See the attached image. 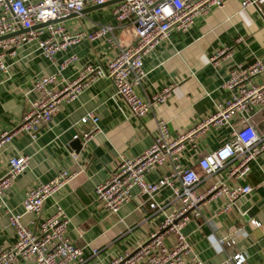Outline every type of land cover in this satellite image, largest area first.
I'll use <instances>...</instances> for the list:
<instances>
[{
  "label": "crops",
  "instance_id": "crops-1",
  "mask_svg": "<svg viewBox=\"0 0 264 264\" xmlns=\"http://www.w3.org/2000/svg\"><path fill=\"white\" fill-rule=\"evenodd\" d=\"M117 2L109 0L99 6L88 5L59 21L69 33H91L98 25L109 24L115 36L128 43L132 37L129 22H117L112 15ZM106 38L107 35L92 40L82 38L64 51L56 52L50 60L39 53L33 42L17 47L12 54L5 53L2 59L6 72L0 71V132L10 130L20 120L28 99L34 96L30 92L32 81L54 73L69 55L76 58L56 76L53 87L58 88L63 80L74 78L86 63L104 67L106 59L115 51ZM224 47L227 49L211 60ZM255 58H261L264 63V5L242 8L239 0H224L222 7H212L204 15L196 16L186 31L171 29L166 39L143 56L145 75L136 88L138 97L149 100L163 87H169L164 100L153 103L145 115L135 117L116 96L107 78L90 81L74 99L59 105L51 121L38 130L34 140L21 132L2 146L0 176L7 168L8 157H29L24 171L3 192V203L11 211L20 213L25 189L47 181L58 170H78L56 195L44 201L39 215L23 213L21 222L31 231H37L41 218L51 213L57 202L68 217L67 237L83 249L82 264H105L117 253L130 252L146 239L160 220L149 208L152 198L133 188L130 200L121 205L117 213H110L94 200V185L109 176L120 158L134 157L146 149L159 120L166 122L172 137L195 129L182 140L178 153V161L184 167L195 165L199 157L225 142L230 133L227 124L215 126L203 125V122L213 113L215 104L230 94L223 85L227 71L237 64L245 66ZM263 78L264 73L255 80ZM88 111L97 116L99 130L74 152L60 137L70 128L75 132L84 131L87 125L78 123V119ZM249 122L257 133L264 134V109H252ZM231 124L233 127L244 125L239 116L232 117ZM167 170L165 161L148 173L146 179L153 181ZM215 180L228 185L248 183L254 190L225 212L220 211L221 197L207 200L201 206V215L189 220L182 233L201 264H228L227 254L236 249L245 253L246 264L260 263L264 259V203L258 188L262 190L264 185V155L249 163L243 179L227 176L225 169H221L207 177L200 175L195 188L202 191ZM168 195L169 190L164 187L153 198L163 200ZM248 209L252 214L244 219ZM251 219L259 225L250 226ZM240 228L244 236L238 238L236 232ZM233 235L236 237L234 245L220 249L215 244L216 239ZM13 240L14 229L0 205V246L10 245ZM166 242H171L170 236L166 237ZM93 248L98 250L96 255H90Z\"/></svg>",
  "mask_w": 264,
  "mask_h": 264
},
{
  "label": "built area",
  "instance_id": "built-area-1",
  "mask_svg": "<svg viewBox=\"0 0 264 264\" xmlns=\"http://www.w3.org/2000/svg\"><path fill=\"white\" fill-rule=\"evenodd\" d=\"M107 1L0 0V36L15 33L21 28L26 29L0 39L2 72H6L2 59L5 53L12 54L17 47L28 42H33L39 53L48 60L56 52L64 51L82 38L92 40L107 35L106 40L115 48L114 54L106 59L104 67L86 63L74 78L63 80L58 88L52 86L56 76L68 62L76 58L75 55L65 58L54 73L35 78L30 87L34 96L28 99L20 120L10 130L0 132V149L17 133L23 132L34 140L38 130L51 121L52 114L61 103L74 99L90 81L98 77L110 81L116 96L125 103L133 116L145 115L153 103L164 100L169 87H163L149 100L138 97L136 88L145 75L143 56L166 39L171 29L184 32L196 16L204 15L212 7L220 8L224 3V0H119L112 9V15L117 22H129L132 37L128 43L118 39L113 26L109 24H100L91 33H69L60 21H54L70 13L77 14L85 6L100 5ZM239 4L242 8H257L258 5H264V0H239ZM40 23L44 25L34 27ZM226 49L218 50L211 60ZM262 73L264 63L261 58H255L245 66L234 65L227 71L223 85L230 94L215 104L213 113L204 120L203 125L227 124L230 128L229 138L199 157L195 165L184 167L178 161L182 140L195 129L172 137L166 122L159 120L150 145L139 155L120 158L109 176L94 185V200L110 213H117L119 207L130 200L131 190L136 188L152 198L149 208L160 216L156 228L148 233L144 241L130 252L117 253L105 264H201L182 233L184 225L201 215V206L207 200L221 197L223 202L220 211L225 212L254 188L248 183L235 182L228 185L219 180L202 191H197L195 186L200 175L207 177L221 169H225L227 176L236 180L243 179L249 170V163L264 155V134L257 133L249 122L252 109H264V78L255 80ZM234 116H239L243 121L242 127H233L231 119ZM97 122L98 118L93 112H86L78 119V123L87 125V128L76 132L72 138L78 136L82 144L85 143L99 130ZM72 157L74 159L75 155ZM28 158L27 155L8 157L7 168L0 176V205L4 207L8 223L14 229L13 242L0 246V264H82L85 260L83 249L67 237L68 217L57 202H54L53 211L41 218L37 231H31L20 220L23 213L39 215L44 201L56 195L77 175L78 170H58L47 181L37 182L25 189L20 213L11 211L3 203V192L24 171ZM165 161L168 165L167 173L153 181L147 180L146 175L157 170ZM164 187L169 190V195L163 200H155L153 195ZM261 199L264 203V195ZM249 224L252 227L259 225L252 219ZM167 236L171 237L170 243L166 242ZM241 236H244L242 228L236 232V237ZM236 237L218 238L215 244L224 249L234 245ZM97 252L93 248L90 255H96ZM226 262L246 264V255L241 250H233L227 254ZM258 264H264V259Z\"/></svg>",
  "mask_w": 264,
  "mask_h": 264
},
{
  "label": "water",
  "instance_id": "water-1",
  "mask_svg": "<svg viewBox=\"0 0 264 264\" xmlns=\"http://www.w3.org/2000/svg\"><path fill=\"white\" fill-rule=\"evenodd\" d=\"M114 1H119V0H111V2H114ZM95 6H99V5H95ZM72 14H76V13H70V14L64 15L62 17H59L58 19H55L54 21H59V20L65 18V17H68V16L72 15ZM42 25H44V23L36 24V25H34V27H39V26H42ZM24 31H26V29H22L21 28L18 31H16L15 33H12V34H17L19 32H24ZM12 34H7V35H4V36H0V39L8 37V36H10ZM75 133L76 132H75V130L73 128L68 129L66 132H64L61 135L60 141H62V143H64V144H66V146L69 147L74 152H78L79 149L82 146V141H81V139L78 136L76 138H72V136ZM261 188H262V190L260 188H258V191L261 192V196H263L264 195V185ZM251 214H252V210L248 209L246 214L244 215V219H246V218L248 219L251 216Z\"/></svg>",
  "mask_w": 264,
  "mask_h": 264
}]
</instances>
